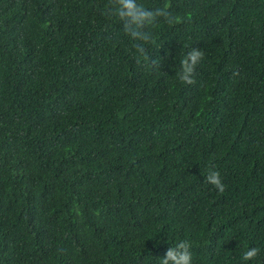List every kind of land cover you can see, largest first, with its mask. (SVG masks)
Listing matches in <instances>:
<instances>
[{"label":"trees","instance_id":"obj_1","mask_svg":"<svg viewBox=\"0 0 264 264\" xmlns=\"http://www.w3.org/2000/svg\"><path fill=\"white\" fill-rule=\"evenodd\" d=\"M134 3L0 0V264H264V0Z\"/></svg>","mask_w":264,"mask_h":264},{"label":"clouds","instance_id":"obj_2","mask_svg":"<svg viewBox=\"0 0 264 264\" xmlns=\"http://www.w3.org/2000/svg\"><path fill=\"white\" fill-rule=\"evenodd\" d=\"M117 2L121 5L120 8L117 9L115 15L120 18V20L129 19L131 24H135L137 29L144 23H152L154 22L156 15L150 11L145 10L143 5L138 6L134 3V0H117ZM181 20L178 16H172L170 13L168 14L167 22L168 23H176ZM131 24H126L124 31L131 35L134 39L138 37V32H133L131 30ZM145 42L150 39L149 34H145L143 37ZM137 50L140 53H144V49L142 46L137 45ZM203 52L199 49H193L190 51L181 61L182 70L178 74L179 79L187 84L194 83L192 76L195 71V66L202 59ZM206 182L214 185L218 191L223 192L225 190V185L222 183L220 178V173L217 171H212L206 177ZM191 245L187 241H181L175 247H170L166 254L161 257L160 264H192V254L190 251ZM258 249L251 248L246 250L243 254L242 259L245 261H249L254 259L258 255Z\"/></svg>","mask_w":264,"mask_h":264}]
</instances>
